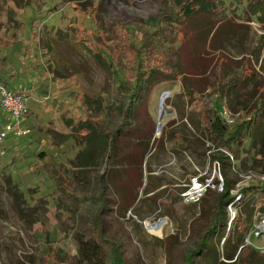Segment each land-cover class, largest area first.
<instances>
[{"label":"rangeland","instance_id":"1","mask_svg":"<svg viewBox=\"0 0 264 264\" xmlns=\"http://www.w3.org/2000/svg\"><path fill=\"white\" fill-rule=\"evenodd\" d=\"M249 2L201 0L198 18L187 24L200 27V37L182 44L173 32L162 50L179 53L180 72H205L190 77L192 100L181 80L153 87L136 115L139 124L146 121L144 130L121 136L109 164L105 133L119 106L112 92L123 80L120 68L83 40L103 39L113 25L151 33L167 21L176 30L175 1L0 0V85L30 98L23 120L28 133L0 143V264H86L78 238L92 233L101 206L105 235L120 242L123 264H253L239 255L242 248L264 253V236L253 233L264 210L246 190L264 173V111L257 113L264 98V22L249 11ZM217 27L221 32L214 36ZM206 31L211 35L203 41ZM211 39L219 49L209 47ZM222 59L231 72L250 74L225 94L217 85ZM165 91L171 92L168 113L157 135ZM198 97L218 110L240 111L236 125L255 119L244 143L232 144L235 152L212 143ZM8 120L0 104V130ZM195 174L213 182L189 203L182 193ZM224 174L231 194L240 197L235 215L253 217L243 245L234 224L213 232V207L224 192L217 181ZM58 178L75 200L61 194ZM161 220V233L145 226Z\"/></svg>","mask_w":264,"mask_h":264},{"label":"trees","instance_id":"2","mask_svg":"<svg viewBox=\"0 0 264 264\" xmlns=\"http://www.w3.org/2000/svg\"><path fill=\"white\" fill-rule=\"evenodd\" d=\"M177 6L174 9L175 21L180 28L172 27L164 21L154 32H147L129 26L113 25L105 32L103 39L97 37L94 43L90 39L84 38V42L91 50H95L96 54L102 56L103 61L112 67L120 68V74L123 82L120 83L115 91L112 92L114 98L119 102L117 109L111 112L113 127L106 133L110 140V155L108 156L109 164H113L116 154V142L123 135L131 134L135 131H143L146 126V121L139 124L136 115L140 109L148 102L150 90L162 83L175 80H181L183 89L187 92L186 98L192 100L193 87L190 80L193 74H204L205 72L179 71L180 55L177 51L172 50L165 53L162 47L170 41V36L174 31H177V37L180 38L182 44H187L188 38H199L200 27L196 25L194 29L188 27L190 20L196 17L203 9L201 0H174ZM249 11L259 16L264 22V0H249ZM198 18V16L196 17ZM189 20V21H188ZM188 24V25H187ZM194 24V23H193ZM194 27V26H193ZM221 29L217 27L214 36L220 34ZM203 41H206L209 33ZM211 35V33H210ZM211 42L209 47L216 50ZM117 78L119 74L113 71ZM186 73V75H184ZM248 70L241 75L235 74L228 69L226 61L221 63L220 76L218 79V90L225 94L229 88H240L245 80L250 76ZM128 88V91L124 89ZM183 96V94H182ZM232 106V104H231ZM198 109L201 115V121L207 128L212 143L220 150L223 148L232 149V144L237 141L240 144L244 143L247 130L254 122L253 119H248L236 126L227 125L219 116L218 109L212 106L211 102L205 101L202 97H198ZM264 111V98L260 101V108L257 113ZM221 154L225 153L221 151ZM224 192L217 197L213 207L215 215L213 232H225L229 225V204L236 200V197L231 194V181L224 174ZM61 194L66 199H76L71 192L70 187L65 182L62 183L60 178L57 179ZM246 190H251L257 196V204L264 210V182L258 180L255 185L250 186ZM63 196V197H64ZM106 209L101 206L95 213L94 226L92 233L85 237H79L81 245V253L83 261L86 264H123L120 242L116 238H110L105 235V222L103 220V212ZM235 227L234 236L240 245H243L245 239L253 227V217L248 215L243 217L237 215L233 222ZM219 229V230H218ZM202 243H204L202 241ZM255 254V256H252ZM240 256L248 257L247 261L253 264L256 263L254 257L264 261V253H255L253 248L244 246L239 254Z\"/></svg>","mask_w":264,"mask_h":264},{"label":"built area","instance_id":"3","mask_svg":"<svg viewBox=\"0 0 264 264\" xmlns=\"http://www.w3.org/2000/svg\"><path fill=\"white\" fill-rule=\"evenodd\" d=\"M29 96L24 92L14 91L8 88L6 85H0V104L2 105L5 112L9 115V120L3 125L0 130V143L13 135L16 138L22 137L28 133L23 127V120L29 112ZM221 119L229 126H236L237 120L240 119V111H232L226 107L218 111ZM255 175H250L252 178ZM257 179L264 182V173L257 176ZM213 179H204L202 174H197L190 178V184L188 188L182 193V196L189 203L198 202L208 191L212 185ZM224 189V179L217 181ZM239 197V195H238ZM236 197V199L238 198ZM240 198V197H239ZM236 201L229 204V224L232 225L235 220V211L233 207ZM260 222L255 223V230L252 232L256 237L264 236V213L260 217ZM252 233V234H253ZM248 241V240H247Z\"/></svg>","mask_w":264,"mask_h":264},{"label":"water","instance_id":"4","mask_svg":"<svg viewBox=\"0 0 264 264\" xmlns=\"http://www.w3.org/2000/svg\"><path fill=\"white\" fill-rule=\"evenodd\" d=\"M170 94H171L170 91H165L162 94L161 99H160V112H159V118H158L159 121H158V125H157V131H159V132L162 131L163 125H164L162 120L165 117V115L168 113L167 110L165 109L164 100H165V98L170 97Z\"/></svg>","mask_w":264,"mask_h":264},{"label":"bare ground","instance_id":"5","mask_svg":"<svg viewBox=\"0 0 264 264\" xmlns=\"http://www.w3.org/2000/svg\"><path fill=\"white\" fill-rule=\"evenodd\" d=\"M169 97L165 98L164 104L167 101ZM164 126V125H163ZM157 135H160V132L157 131ZM235 211V209H233ZM145 225L147 226V229L153 233H161L164 226V220H161L160 222H151V221H145Z\"/></svg>","mask_w":264,"mask_h":264},{"label":"crops","instance_id":"6","mask_svg":"<svg viewBox=\"0 0 264 264\" xmlns=\"http://www.w3.org/2000/svg\"><path fill=\"white\" fill-rule=\"evenodd\" d=\"M197 174H195V176H196Z\"/></svg>","mask_w":264,"mask_h":264}]
</instances>
